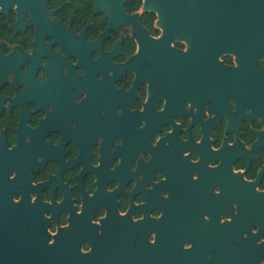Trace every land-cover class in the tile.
Here are the masks:
<instances>
[{
    "label": "flooded vegetation",
    "instance_id": "1",
    "mask_svg": "<svg viewBox=\"0 0 264 264\" xmlns=\"http://www.w3.org/2000/svg\"><path fill=\"white\" fill-rule=\"evenodd\" d=\"M242 46L155 0H0V264H264Z\"/></svg>",
    "mask_w": 264,
    "mask_h": 264
},
{
    "label": "water",
    "instance_id": "2",
    "mask_svg": "<svg viewBox=\"0 0 264 264\" xmlns=\"http://www.w3.org/2000/svg\"><path fill=\"white\" fill-rule=\"evenodd\" d=\"M162 9L202 20L204 32L218 34L220 42L246 44L264 50V0H155ZM198 9V15L196 10ZM252 44V46H250ZM246 264L248 257H246ZM31 264H38L37 260Z\"/></svg>",
    "mask_w": 264,
    "mask_h": 264
}]
</instances>
